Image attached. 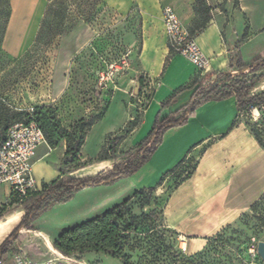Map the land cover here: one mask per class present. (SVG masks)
I'll return each instance as SVG.
<instances>
[{"label":"rangeland","instance_id":"374dc122","mask_svg":"<svg viewBox=\"0 0 264 264\" xmlns=\"http://www.w3.org/2000/svg\"><path fill=\"white\" fill-rule=\"evenodd\" d=\"M101 2L102 0H0V140L8 126L25 122L29 112L36 113L38 109L44 108L39 115L41 125L46 136L55 142L54 149H58L45 161L51 167L58 161L59 150L64 152L65 149L64 140L59 138L61 131L72 132L75 122L98 117L105 110L106 102L97 94L99 73L106 70L110 63L119 65L125 55L131 61L126 68L116 73L113 83L127 78L133 62L136 63L134 69L140 71L135 59L140 48V34L131 55L123 43V33L119 28L95 22ZM239 2L240 0H205L208 14L222 28L225 41L231 37V32H237L239 24L242 33L236 35V42L241 40L245 27H248V34L242 44L252 40L251 51L244 56L245 62L250 63L264 52V35L254 34L249 30L247 18L238 13ZM135 8L134 4L133 12ZM45 17L47 22L43 26ZM136 20L133 17L132 21ZM158 21L156 16L151 22L154 25ZM59 22L62 26L58 25ZM69 27L72 28L68 29ZM135 27L136 24L133 25L134 29ZM88 30L93 32L90 39ZM230 41L234 43L233 39ZM138 74L142 83H147L144 74ZM153 90L154 84L146 91L145 97L150 96ZM263 90L264 80L256 85L252 94ZM263 118L264 109H252L239 115L238 120L256 132L264 144V123H259ZM96 128L94 126V130L90 132L84 148L87 156L98 149L99 135ZM138 133L139 131L134 139L131 134L122 140L117 151L125 153L133 147L138 142ZM45 140L47 146V138ZM194 158L185 154L157 175L153 172V165L147 166L146 163L134 175L113 185L87 188L81 191L88 193L80 195L76 194L81 191L77 192L67 203L53 205L40 213L31 222L33 230L20 228L18 233L24 234V239L9 253H15L17 248L22 247L25 255L33 261L39 260L35 259L39 258L38 253L43 255L41 260L47 259L54 254L48 244L53 249V239L60 232L98 217L129 198L128 207L133 215L139 217L150 214L141 222L140 231L152 228V231L140 234V237H145L142 248L126 251L133 264H183L184 261L187 264H264L256 251L257 243L264 242V195L254 207L241 212L231 223L200 238L194 245L189 241L191 238H183L168 222L165 206L169 195L191 173L195 165ZM112 165L110 161L96 163L70 177H92L111 169ZM261 169L260 167V172ZM38 170L39 167L36 168ZM251 177L252 184L245 191L255 192L261 189L262 179L253 182L259 177V172L252 170ZM36 188L39 190L40 185ZM149 189L152 191L147 193ZM89 190L98 191L89 193ZM142 190V197H133L134 192ZM146 202L148 205L143 206ZM17 213L19 218L14 228L17 227L23 216V211L19 208H14L12 216L3 222H9L12 226L17 220ZM69 257L72 264H121L100 253Z\"/></svg>","mask_w":264,"mask_h":264},{"label":"crops","instance_id":"0c3cea01","mask_svg":"<svg viewBox=\"0 0 264 264\" xmlns=\"http://www.w3.org/2000/svg\"><path fill=\"white\" fill-rule=\"evenodd\" d=\"M193 3L194 0H102L95 22L103 23L110 28H119L123 33V43L131 55L140 34V48L135 55L140 71L134 69L136 63L133 62L126 79L121 78L118 83L109 84L108 88L111 90L102 96L106 102V111L85 137L81 150L83 159L95 157L108 134L117 132L135 118L137 109L143 103V94L139 97L132 94L140 77L138 73L144 74L150 86L154 84V93L143 113L140 125L132 133L134 139L139 131L137 141L143 139L151 129L155 116L161 110V104L180 88L187 87L198 73L187 59L178 54L172 57L162 72L168 47L161 21V8L170 6L180 22L187 27L195 17ZM134 4L135 12L132 11ZM238 8L239 15L247 18L249 30L254 34L264 35V0H240ZM156 16L159 21L153 25L151 21ZM133 17L137 19L134 22ZM237 28V32H231V37L225 41L222 28L211 20L195 37L196 45L208 62L205 73L226 70L229 55L236 53H239L247 64L244 56L250 53L252 40L235 45L236 35L242 33L240 24ZM75 33L76 31L71 36ZM92 35L93 32L89 31V39ZM230 39H233L234 43ZM261 54L258 57L263 56L264 52ZM192 92L193 89H187L179 93L171 104L162 109L161 116H168L188 104ZM234 121L235 125L231 127ZM94 126L97 127L99 135L98 149L87 156L84 154V148ZM55 151L58 149H51L45 145L37 149L32 164L37 186L50 182V179L58 175L63 156L62 149L59 150L58 161L54 167L45 163ZM185 154L195 157L194 169L187 179L181 181L171 191L165 206V214L168 222L178 233L185 239L191 238L189 241L193 244L198 243L200 238L215 233L223 225L231 223L261 197L264 193V150L259 148L245 125L239 122L235 100L231 98L207 103L196 110L194 117L189 118L186 125L168 129L146 165H153V172L157 175ZM37 167L40 170L36 171ZM252 170L259 172V177L255 178L254 183L262 179L261 189L255 192L245 191L252 184ZM98 190H89V193ZM10 193L8 185L0 186V206L8 202ZM81 193L88 192L81 191L76 195ZM18 213L17 220L12 226L8 224L9 222H0V244L14 228L19 218ZM19 249L23 251L22 247L17 248ZM13 254L8 253L5 260L9 262ZM37 257L39 258H35L36 260H41L43 255L38 253Z\"/></svg>","mask_w":264,"mask_h":264},{"label":"trees","instance_id":"16d2710c","mask_svg":"<svg viewBox=\"0 0 264 264\" xmlns=\"http://www.w3.org/2000/svg\"><path fill=\"white\" fill-rule=\"evenodd\" d=\"M192 9L195 17L187 26V30L189 37L195 39L211 21V18L208 14L209 10L205 4V0H194ZM46 22L45 17L43 26ZM58 25L62 26V23L59 22ZM70 28L72 27L68 29ZM247 34L248 27H245L241 40H238L235 45H241ZM57 35H60V33ZM167 47L168 54L164 59L162 72H164L170 60L175 55L169 43ZM245 68L247 71L243 72ZM263 80L264 55L247 64L244 63L239 53L229 55V64L226 70L203 74L198 72L191 79L187 87L180 88L166 102L161 104V110L155 116L152 127L146 136L127 152L119 153L117 151L118 145L126 137H129L140 125L143 113L153 97L154 90L150 96L145 97V93L150 88V85L148 81L147 83H142L143 80L140 76L137 80L138 91L136 97L143 94V101L145 100V102L137 109L134 119L127 122L122 129L110 133L105 137L104 143L95 158L88 157L83 159L81 150L87 133L103 117L106 111V105L105 110L100 116L95 118L91 117L87 120H78L72 125V132L66 130L61 131L59 138L64 140L65 149L61 159L59 173L53 180L40 184L39 190L28 191L24 196H18L11 192L8 202L0 206V222L12 216L14 208H19L23 211L19 225L13 228L0 244V259L5 260L9 251L15 250L16 246L23 241L24 234H16L20 228H24L27 231L33 230L31 222L40 213L49 210L53 205L67 203L81 190L98 186H110L134 175L154 155L162 142L163 134L168 129L186 125L188 119L194 117L196 110L203 105L233 98L235 100L238 118L246 110L256 109L261 111V109H264V90L260 93L252 94L256 85ZM187 89H193L188 104L176 112L162 117V109L171 104L179 93ZM110 90L111 88H107L101 91L97 88V94L101 95L100 97L102 99V96L109 93ZM42 109L44 108H40L36 113H32L31 119L41 129L44 139L47 138V146L54 149L56 147L55 142L49 136H46L41 125L39 115ZM187 112H189L188 115ZM235 122H233L231 127L235 125ZM259 123L263 124L264 118ZM244 125L259 148L264 150V144L259 139L258 134L247 124L244 123ZM4 135L0 140V144L4 139ZM109 161L113 163L112 168L98 173L95 176L85 178L70 177L71 174L93 164ZM151 191L152 189H149L147 193ZM142 195H144V190L133 193V197H142ZM263 195L264 193L261 197ZM261 197L250 208L254 207ZM129 202L130 199L126 198L121 203L107 209L102 215L63 230L54 239L52 243L53 249L64 256L100 253L119 261L121 264H133L131 256L126 251L142 248L145 237H140V234L152 231V228L140 231L142 226L141 222L146 220L150 214L139 217L133 215L128 207ZM144 205H148V202ZM183 264L187 263L184 261Z\"/></svg>","mask_w":264,"mask_h":264},{"label":"built area","instance_id":"2783aa9c","mask_svg":"<svg viewBox=\"0 0 264 264\" xmlns=\"http://www.w3.org/2000/svg\"><path fill=\"white\" fill-rule=\"evenodd\" d=\"M161 21L164 35L174 54L187 59L197 72L205 73L208 68L207 60L194 38L189 37L187 27L180 22L170 6L161 8ZM127 56L122 57L119 65L110 63L106 70L99 73L97 79L99 90H106L116 73L128 66ZM31 118L32 112H29L26 122H16L8 126L0 144V186L8 185L10 192L18 196H24L28 191L37 189L32 172L33 158L37 149L41 145H46L41 129ZM0 264H72V260L69 256L56 252L47 259L33 261L19 249L11 256L9 262L0 259Z\"/></svg>","mask_w":264,"mask_h":264},{"label":"water","instance_id":"95a60500","mask_svg":"<svg viewBox=\"0 0 264 264\" xmlns=\"http://www.w3.org/2000/svg\"><path fill=\"white\" fill-rule=\"evenodd\" d=\"M247 71V69L245 68L243 70V72ZM137 91H138V88L136 87L134 90H133V95H137ZM189 114V112H187V115ZM18 233V232H16ZM256 251H257V255L260 257V259L262 261H264V242H258L257 245H256Z\"/></svg>","mask_w":264,"mask_h":264},{"label":"bare ground","instance_id":"6f19581e","mask_svg":"<svg viewBox=\"0 0 264 264\" xmlns=\"http://www.w3.org/2000/svg\"><path fill=\"white\" fill-rule=\"evenodd\" d=\"M144 127H146V126L144 125ZM144 127H143V128H144ZM142 130H143V129H142ZM143 132H144V130H143ZM141 134H142V131H141ZM141 134H140V135H141ZM143 135H144V133H143ZM143 135H142V136H143ZM183 240H184V239H182V242H184ZM182 246H183V244H182ZM48 247L53 251V253H56L55 250L52 249V248L50 247L49 244H48Z\"/></svg>","mask_w":264,"mask_h":264}]
</instances>
